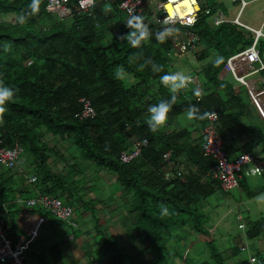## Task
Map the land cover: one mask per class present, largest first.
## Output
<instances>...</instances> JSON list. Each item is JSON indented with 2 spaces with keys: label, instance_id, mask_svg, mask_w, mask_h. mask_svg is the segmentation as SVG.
<instances>
[{
  "label": "trees",
  "instance_id": "16d2710c",
  "mask_svg": "<svg viewBox=\"0 0 264 264\" xmlns=\"http://www.w3.org/2000/svg\"><path fill=\"white\" fill-rule=\"evenodd\" d=\"M77 2L68 0V6L73 8ZM29 3L30 0H0V82L17 89L0 113V147L18 145L22 150L20 167L7 170L0 166V219L10 223L16 236L20 232L14 220L21 211L17 201L41 196L59 199L74 213L71 202L78 200L80 189L73 186L77 181L70 173L62 171L67 168L77 172L78 165L87 162L92 168L88 174L112 175L115 185L128 198L132 225L149 244L151 264H162L164 244L170 232L180 228L183 217L204 238L210 263L225 264L213 236L203 228V215L197 209L216 190L220 191L215 180L205 177L213 161L203 156L199 142L193 145L200 140L203 118L192 120L197 125L194 129L170 133L150 131L145 123L148 107L171 95L168 87L159 83L161 75L174 70L171 57L180 56L171 52L169 39L162 44L154 39L145 41L136 49L126 44L117 47L116 37L128 31L124 26L127 17L109 1L95 0L88 12H73L69 19L59 21L45 11L46 1L41 0L35 16L24 24L17 23L16 16L26 11ZM149 26L152 30L159 28ZM190 31L197 36L195 49L203 46L201 51L193 52L195 62L216 56L224 59L218 66L211 60L199 71L194 69L202 89L200 101H195L193 91L178 90L165 124L170 125L189 104H195L202 114L207 111L217 115L216 131L229 157L249 154L262 162L264 149L256 150L262 144L261 130L243 121L242 97L232 82L219 78L226 59L250 46L252 39L244 40L236 25L210 27L203 14ZM153 64L160 70L155 71ZM184 67L190 68L187 63ZM121 69L123 74L118 77L116 73ZM81 99L90 101L94 118L78 119ZM194 133H199V138ZM144 139L147 144L139 158L128 164L119 162L122 152ZM166 152L171 153L170 164L162 160ZM57 163H62L61 168ZM22 167L25 172L32 171L27 180ZM177 167L184 181H165L164 172ZM33 177L35 180L29 183ZM259 177L263 186L256 194L264 191V169ZM162 208H167L168 214L162 215ZM27 212L42 220L39 228L44 223L50 228L58 223L69 225L54 219L39 205ZM258 234L255 229H247L246 238L253 239ZM47 242L36 238L31 243L26 264H62L59 243ZM99 243L107 254L106 264H121L114 245Z\"/></svg>",
  "mask_w": 264,
  "mask_h": 264
},
{
  "label": "crops",
  "instance_id": "0c3cea01",
  "mask_svg": "<svg viewBox=\"0 0 264 264\" xmlns=\"http://www.w3.org/2000/svg\"><path fill=\"white\" fill-rule=\"evenodd\" d=\"M244 1L247 4L241 10L238 22L249 29L260 30L264 35V0ZM210 4L214 15L221 14L226 20L225 24L234 25L232 20L237 17L240 9L238 3H234L238 5V10L232 19H226L219 9L220 7L226 8L227 5L215 6L212 3ZM246 10L248 14L242 19ZM237 28L244 40L248 42L251 39L253 40V35L249 31ZM202 49L203 46L200 45L192 52H198ZM257 49L264 64V42L261 39L258 41ZM211 60L212 58L208 57L204 61L196 62L195 69L199 71ZM173 71L178 72L177 69ZM225 76L226 74L221 72L219 75L220 80H225ZM246 81L249 90L238 84L240 87L245 88L243 90L249 98L248 102L243 104L242 118L247 125L258 127L261 130L263 140L261 146L256 150L264 149V70L250 75L246 78ZM233 88L236 93L240 92L239 87L233 85ZM219 93H221V90H219ZM246 116H249V118H246ZM195 127L197 125L193 121H186L181 115L174 119L170 125L164 124L158 129L170 133L181 128L194 129ZM196 135L199 138V133H194V137ZM198 142L199 140L195 141L193 145L198 144ZM235 157L236 155L232 154L229 159ZM262 157L261 164L264 169V154ZM21 163L19 162L18 167ZM59 164L62 165V163ZM90 166L89 163L85 162L78 165L77 172H69L67 168L62 171L63 174L70 173V177L77 181L76 184H73L74 187L83 188V191L77 188L79 190L78 195L79 193L82 194L78 196V200L74 198V203L80 208L78 210L80 217L76 218L75 216L68 227L58 223L52 228L51 235L53 239H56V242L53 241L59 243L63 255L62 264H106L108 257L100 248L99 241H106L109 245L115 246V249L121 255V264H151L149 244L132 225L133 216L129 212L128 198L123 196L120 191L116 194L113 193L116 185L112 175L106 172L88 174L92 171ZM59 167L61 168L58 165ZM24 169L22 167L20 170ZM31 174V170L29 172L24 170V179L27 180L31 177ZM247 178L251 179L252 183H247ZM262 186L263 183L259 176L249 177L242 174L238 189L228 194L216 190L212 196L197 206L198 211L203 215V228L213 236L214 246L222 255L225 264H250L253 260L258 259L262 260L264 264V191L259 194L255 193ZM87 190L90 194L86 192ZM118 194L121 196H118ZM207 201H209V205H207ZM225 208L227 213L229 212L234 217L237 232L226 233L222 231L214 235L217 232V227L222 223L224 215L222 209ZM33 217L34 220H28L23 224V227L29 232L35 231L39 221L40 223L42 221L36 219L35 216ZM79 218L80 223L77 222ZM212 220L214 221L212 222ZM181 222L180 228L170 232L171 236L164 244L166 252L165 255H162L161 263L208 264L209 259L204 238L195 232L189 219L183 217ZM240 222L245 225L243 230L237 228ZM209 223L210 227L207 226ZM247 229H255L259 231V234L253 239H248L246 238ZM242 247H245L244 251L240 250Z\"/></svg>",
  "mask_w": 264,
  "mask_h": 264
},
{
  "label": "built area",
  "instance_id": "2783aa9c",
  "mask_svg": "<svg viewBox=\"0 0 264 264\" xmlns=\"http://www.w3.org/2000/svg\"><path fill=\"white\" fill-rule=\"evenodd\" d=\"M45 11L55 15L59 21L67 20L71 17L73 12H88L95 5V0H78L77 5L73 8L68 6V0H45ZM109 1L116 3L118 11L126 17L130 14H142L145 16L146 23L153 26H162V21L167 18V10L162 6L165 0H98ZM213 5H227L228 3H238L239 12L237 17L232 20V24L237 27L249 31L253 35V40L250 46L244 48L242 51L228 57L225 61L224 69L230 74L232 80L249 90L246 78L250 75L264 70V64L258 56V41L261 39L264 42V35L260 30H252L240 22L238 16L241 10L246 6L244 0H208ZM190 11L185 19H192L193 22L185 24L183 20H177L175 26L180 29L178 33L173 34L168 38L171 42V52L177 55H182L188 51H193L198 44L197 36L193 34L190 29L196 23L198 17L203 14L207 16V23L210 27H216L226 20L223 15H214L205 0H191ZM211 7V4H210ZM212 12V13H211ZM218 12V11H217ZM12 22V21H11ZM183 30V32H182ZM194 69L186 70V75H190L192 79L188 82L185 90L193 91L198 89L202 91L201 85L196 81ZM200 96H195V101H200ZM81 111L77 117L79 120L92 119L95 112L89 100L81 99ZM207 115L203 116L204 124L200 130L199 146L204 157H208L213 161L211 169L206 174V178L215 180L222 193L228 194L239 187V179L242 174L253 177L259 176L263 173V166L261 162L249 154H240L233 159L223 150V140L216 131L217 115L213 112H204ZM147 144L146 140H138L134 142L127 152H122L119 156V162L128 164L136 160L140 156V151ZM22 150L18 145L12 148L0 147V166L7 170H14L18 167L20 155ZM164 163L170 164L171 153L166 152L162 156ZM165 181H172L178 179L184 181V176L179 168L174 170H166L163 174ZM35 178L29 179V183L33 182ZM21 206V211L15 216V224L20 232L16 236L11 231L10 223L6 219H0V264H26L25 256L29 250L31 243L37 237V229L29 232L23 227L24 222L34 220L35 218L28 214L27 209L39 205L45 212L49 213L54 219L71 225L73 210L70 206L63 204L59 199L50 196H41L37 199H30L22 202L17 201ZM37 219V218H36ZM243 225V227H240ZM244 223L240 222L237 225L238 229H244ZM245 247L240 250L244 251ZM251 264V263H250ZM255 264H263V261L255 260Z\"/></svg>",
  "mask_w": 264,
  "mask_h": 264
},
{
  "label": "clouds",
  "instance_id": "9594fccd",
  "mask_svg": "<svg viewBox=\"0 0 264 264\" xmlns=\"http://www.w3.org/2000/svg\"><path fill=\"white\" fill-rule=\"evenodd\" d=\"M91 2V0H89ZM191 0H165L162 6L167 10V18L162 21V26L152 30L149 23L145 22V16L142 14H130L127 16L124 26L128 30L125 34L116 37L117 47L124 44L133 49L139 48L142 42L154 39L158 44L164 43L173 34L178 33L180 29L175 26L177 20H183L185 24L193 22L192 19H185L188 13L192 11L190 7ZM41 0H30L26 11H22L16 16V22L24 24L29 17L35 16L40 11ZM83 6V0H82ZM122 42V43H121ZM8 45L5 44L4 48L7 50ZM222 56H216L211 62L214 66H218L223 62ZM142 67V66H141ZM155 71H159V67L152 65ZM123 74L121 69L116 73L119 77ZM192 79L190 75H185L182 72L164 73L159 77V83L168 87L171 95L167 99H161L157 103L152 104L147 109L146 125L150 131L155 132L158 128L162 127L166 120L167 114L172 109L173 104L177 99V92L187 86L188 82ZM17 89L5 85L0 82V113L5 111V102L14 98ZM194 96H200L201 92L198 89H193ZM207 113H201L200 109L195 104H189L183 111V118L186 121L193 119H202ZM2 122V119H0ZM161 214H168L167 208L161 209ZM243 227V225H240ZM251 264H255L253 260Z\"/></svg>",
  "mask_w": 264,
  "mask_h": 264
},
{
  "label": "rangeland",
  "instance_id": "374dc122",
  "mask_svg": "<svg viewBox=\"0 0 264 264\" xmlns=\"http://www.w3.org/2000/svg\"><path fill=\"white\" fill-rule=\"evenodd\" d=\"M206 1V3L208 4L209 3V8L211 9V11H213V9L210 7V2H208V0H205ZM216 6V5H215ZM222 12H223V14H224V16H225V18L226 19H232L233 17H234V15L237 13V10H238V5H235V4H232V3H228L227 4V7L225 8V7H220L219 8ZM246 14H248L247 13V10L244 12V14H243V17H242V19L245 17V15ZM126 20V19H125ZM182 32H183V30H182ZM116 34H117V32H115ZM114 33V35H116ZM151 40H153V39H151ZM151 40H149V42L151 41ZM192 54H193V52L192 51H188L186 54H182V55H180L179 57L177 56V57H171V59H172V61L174 62L173 63V66L172 67H174V69H177L178 70V72H184L183 70L185 69V67H184V65H185V63H187V65H188V67H190V68H192V69H195V67H196V62L194 61V59H193V57H192ZM259 54H260V52H258V56H259ZM186 59V60H185ZM172 65V64H171ZM173 69V68H172ZM172 72H174L173 70H171L170 71V73H172ZM186 72V71H185ZM185 72L183 73V74H185ZM223 73H225L226 74V76L224 77L225 78V80L226 81H228V82H232L233 83V85H235V87H239V94H240V96L242 97V100H243V103L244 104H246L247 102H248V100H249V98H247V95H246V93H245V90H243V89H245V88H243V87H240L237 83H235L233 80H232V78H231V76H230V74H228V73H226V71H224ZM186 75V74H185ZM124 81L127 83H129V80L127 79V80H125L124 79ZM246 118H249V116H246ZM65 146H67V145H65ZM59 166H61V164H59ZM246 181H247V183L249 182V183H252V180L251 179H249V178H247L246 179ZM117 186V185H116ZM115 186V189L113 190V193H119V191H120V189H119V187L117 186L116 187ZM77 188H80V190L81 191H83V188L81 189V187H77ZM118 189V190H117ZM117 190V191H116ZM87 193H89L88 192V190L86 191ZM232 193V192H231ZM82 193H79V195H81ZM90 194V193H89ZM114 194V195H115ZM118 196H121V195H119L118 194ZM75 201H72L71 202V204H72V206H73V209H74V213H73V216H72V219L76 216V218L77 217H80V215H79V206H77L75 203H74ZM207 205H209V201H207ZM206 205V206H207ZM223 211H224V215H223V220H222V223H221V225L219 226V227H217V232H215L214 233V235H217V233H219V232H226V233H236L237 232V229H236V224H235V219H234V217L228 212L227 213V209L225 208V209H222ZM132 215V214H131ZM54 220V219H53ZM214 220H212V222H213ZM77 222H81V220H80V218L77 220ZM39 223H40V221H39ZM56 225V224H55ZM208 227H210V223L207 225ZM51 232H53L52 231V228H50L48 225H46L45 223L41 226V228H38V231H37V239L38 238H42V239H46V240H48V244H51L52 242H56V239H53V237H52V235H51ZM54 234V233H53ZM54 240V241H53ZM208 255V254H207ZM211 261H208V264H211L210 263Z\"/></svg>",
  "mask_w": 264,
  "mask_h": 264
},
{
  "label": "bare ground",
  "instance_id": "6f19581e",
  "mask_svg": "<svg viewBox=\"0 0 264 264\" xmlns=\"http://www.w3.org/2000/svg\"><path fill=\"white\" fill-rule=\"evenodd\" d=\"M28 258V257H27ZM30 262V261H29Z\"/></svg>",
  "mask_w": 264,
  "mask_h": 264
}]
</instances>
